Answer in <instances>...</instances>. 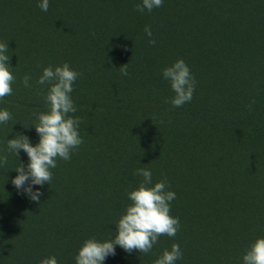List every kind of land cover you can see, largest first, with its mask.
<instances>
[{
    "label": "rangeland",
    "instance_id": "374dc122",
    "mask_svg": "<svg viewBox=\"0 0 264 264\" xmlns=\"http://www.w3.org/2000/svg\"><path fill=\"white\" fill-rule=\"evenodd\" d=\"M117 1L49 0V10L43 12L38 7L41 0H0V43H7L8 64L15 77L12 95L0 100V110L7 109L12 114L11 120L0 124V155L7 152V139L14 138L17 133L28 136L33 146L38 143L39 137L31 127L37 123V115L47 111L44 97L50 86L36 83L45 67L55 68L67 63L81 74L70 94L73 102L80 97L110 100L112 88L98 71L92 49L112 43L117 36L128 54L136 53L142 43L143 47L149 45L151 55L154 48L165 46L170 52L166 53V63L172 65L177 61L178 49L188 48L198 37V46L202 47L194 68L200 84L195 91L198 108L186 113L189 127L173 122L170 132L192 153H197L198 157V153L204 155L207 165L215 162L212 153L238 152L254 154L243 162L250 171L254 167L264 169V42H260L264 37V0H163L162 7L143 13L135 10L141 0ZM146 26L151 27L155 45L148 42L144 33ZM25 75L31 76V87H24L22 79ZM139 92L145 97L154 94L155 89L142 88ZM155 97L161 95L157 92ZM78 108L76 106L77 111L70 115L82 121L79 132L83 143L72 152L70 160H57L48 185L33 186L34 190L39 188L42 192L39 204L11 184L19 162L25 166L28 163L22 150L18 160L8 153V164L0 166V189L5 188L2 192L5 195L0 197V200L5 198L0 207V228L16 225L19 227L16 236L23 235L22 239L26 237L29 242L22 247L26 257L20 256V248H14L12 235L7 238L4 248L0 247V255L16 258L14 264H40L39 260L51 256L56 257L58 264L69 262L83 244L86 212L97 214L101 208L102 213L108 214L109 225L106 228L108 220L104 214L97 223L105 226L108 240L111 239L117 221L128 206L122 199L125 190L114 187L142 182L139 178L124 181L113 171L114 158L105 151L109 139L104 119L111 121L115 115L102 111L88 114ZM90 120L96 121L99 127L94 132H85L83 128ZM237 167L240 168L238 162L232 165V169ZM206 174L201 179V191L197 192L200 197L204 196L202 189L207 183H215ZM15 193L22 196L20 205L25 213L8 218L6 208L10 207V199ZM69 193L75 203L68 199ZM230 201L227 197L223 206H217L213 219L200 213L196 225L202 228L209 223L216 235L205 239L207 253L200 261L195 260L197 264L218 263L217 256L231 248L222 239L223 234L234 237L236 231H240L239 227L247 229L257 225L256 210L237 207V213L230 214L234 216L226 226L222 214L229 211ZM179 215L181 210L178 208L171 214L178 219ZM256 229L264 238V225ZM168 240L170 237L161 236L147 255L126 253L119 246L116 254H127L130 264H153L163 253L160 246ZM186 252L188 248L183 253V264L191 263ZM35 254L39 255V260ZM108 262L106 259L104 264Z\"/></svg>",
    "mask_w": 264,
    "mask_h": 264
},
{
    "label": "trees",
    "instance_id": "16d2710c",
    "mask_svg": "<svg viewBox=\"0 0 264 264\" xmlns=\"http://www.w3.org/2000/svg\"><path fill=\"white\" fill-rule=\"evenodd\" d=\"M117 2L122 3L124 0ZM260 42H264L263 36ZM198 44L199 38L196 37L192 45L189 44L188 48L178 49L176 55L177 60L182 59L189 67L196 81L195 91L200 86L197 75L194 73V68L201 57L199 52L202 47H199ZM142 47L143 43L136 53L128 54L117 36L110 44H104L99 48L93 47L94 50L92 49V51L98 62V71L112 88L110 91H113V97L110 98L111 101L105 98L91 100L88 97H80L73 103L75 107L79 106L78 109H84L88 114L102 111L115 115L111 121L104 119V124L109 139L106 142L105 151L114 158L115 168L113 171L117 175L122 176L124 181L143 179L134 175V172L138 168L145 167L152 172V185L166 178L167 190L176 194V198L171 201L170 214L176 208L181 210V215H179L180 229L175 237H170V240L160 246L162 252L170 250L172 244H179L182 253L188 248L186 255L191 263L187 264H197L195 260L200 261L207 253L208 248H204L205 239L216 235L209 223L203 225L202 228L196 225L199 222L200 213L204 212L205 216L213 219L217 213L215 209L217 206H223L227 197L231 198L229 202L231 205L229 211L227 209L228 212L222 214L226 226H228L227 223L231 222V217L237 213L235 210L237 207L256 210L257 225H252L247 229L239 227L240 231H236L234 237L222 235V239L226 240L231 248L229 250L224 249L217 256L219 259L216 262L218 263L215 262L216 264H228L231 260L230 264H242V256L249 245L255 239L263 238L258 235L256 228L264 225V169L263 167H254L255 169L252 168L253 171H250L243 162L253 157L254 154L238 152L226 154L223 151H218L209 153L215 162L207 165L203 158L204 155L201 156V153H198L200 155L198 157L197 153H192L187 146L179 141V138L174 137L170 132V126L175 122L189 127L185 116L186 113L197 111L199 102L197 95L194 92L191 102L185 103L182 107L174 108L170 103H166V100H170L174 96L169 82L162 76L163 69L171 66L166 63V53L170 52L165 46L162 49L157 47L153 49L154 54L151 55L148 49L149 45ZM125 64H127L128 75L122 76L119 68ZM142 88H154L156 93L144 97L139 92ZM157 92L161 97H155ZM168 118H171V121ZM161 120L164 123H161ZM97 127L99 124L90 120L83 129L85 132H94ZM190 136V140H192L194 136L192 134ZM236 162L239 163L240 168L232 169V165ZM204 174L215 183H207V187L202 189L204 196L200 197V193L197 194V192L201 191L200 183ZM116 186L114 189L120 190L122 188L125 190L122 199L126 200L125 203L129 205L127 193L134 190L133 187L138 185L133 183L131 186L129 184ZM104 188H108V186L106 185ZM3 189L5 188L0 189L1 198L5 195V192L2 193ZM94 189L97 190V188ZM21 198L20 194H12L10 207L6 208L8 218L20 217L25 213L24 208L20 205ZM68 199L75 203L74 197L70 193ZM4 200L5 198L0 200V207ZM101 209L97 213L99 217H96L97 214L86 212L87 225L83 230L82 242L89 238H95L100 242L108 240L105 226H99L97 223V219H100L101 214H104V218L108 220L106 228L109 225L108 214L102 213ZM231 213L234 214L230 215ZM204 222H206L205 219ZM18 228L12 224L0 228V243H2L0 247L4 248L7 238L12 235L14 248H20V256L26 257L22 247L28 242V239L26 237L22 239L21 236L23 235L16 236L15 233L19 231ZM223 230L224 233H227L225 228ZM223 230L220 229V234ZM262 233L264 236V232ZM215 249L218 251L217 246ZM35 256L39 260V255L35 254ZM183 256L184 254L181 259L176 261V264H183ZM15 259L0 255V264H14ZM106 259L110 261L108 264H130L128 263V255L124 253H118ZM72 263L75 264L74 257L69 262H63V264ZM21 264H25V262Z\"/></svg>",
    "mask_w": 264,
    "mask_h": 264
},
{
    "label": "clouds",
    "instance_id": "9594fccd",
    "mask_svg": "<svg viewBox=\"0 0 264 264\" xmlns=\"http://www.w3.org/2000/svg\"><path fill=\"white\" fill-rule=\"evenodd\" d=\"M162 6L163 0H141L135 10L141 13L151 12L154 8ZM38 7L47 12L49 0H41ZM144 33L149 38V44L155 45L150 26L145 27ZM8 52L7 43H0V100L12 95L11 85L15 81L8 64ZM119 70L122 76L128 75L127 64ZM80 75L67 63L55 68L45 67L36 83L50 86L44 97L47 111L38 114L37 123L31 127L39 137L38 143L33 146L28 136L17 133L14 138L7 139V152L0 155V166H6L8 153L13 154L17 160L21 150L26 154L28 163L25 166L19 162L15 169L17 175L11 180V184L18 192L37 204L42 192L39 188L34 190L33 186L42 188L48 185L53 178L51 169L57 167V160H70L72 152L83 143L79 132L82 121L70 115L77 111L70 94ZM162 76L174 92V96L166 100V103L178 108L191 102L196 81L182 59L163 69ZM30 80L29 75L23 77L24 87H31ZM254 103L253 100L252 104ZM248 107L251 111V104ZM11 119L12 114L7 109L0 110V124H6ZM161 123L164 121L161 120ZM134 175L143 179L135 190L127 193L130 204L117 221L114 236L103 242L95 238L85 240L74 256L75 264H103L107 257L116 254L117 246L126 253L140 252L147 255L161 236H176L180 221L170 214L171 201L176 198V194L167 190L166 178L152 185V172L145 167L136 169ZM182 255L179 244H172L171 249L164 250L153 264H176ZM40 264L58 262L55 256H51L42 259ZM242 264H264V238H257L249 245L242 256Z\"/></svg>",
    "mask_w": 264,
    "mask_h": 264
}]
</instances>
